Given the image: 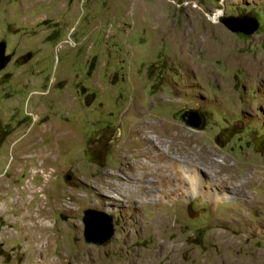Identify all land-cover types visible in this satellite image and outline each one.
<instances>
[{"label":"rangeland","instance_id":"obj_1","mask_svg":"<svg viewBox=\"0 0 264 264\" xmlns=\"http://www.w3.org/2000/svg\"><path fill=\"white\" fill-rule=\"evenodd\" d=\"M1 41L0 264L264 259V0H0Z\"/></svg>","mask_w":264,"mask_h":264},{"label":"water","instance_id":"obj_2","mask_svg":"<svg viewBox=\"0 0 264 264\" xmlns=\"http://www.w3.org/2000/svg\"><path fill=\"white\" fill-rule=\"evenodd\" d=\"M220 21L226 28L232 32H241L251 34L259 27V22L256 18L247 15L235 16H220ZM9 55H5V43L0 42V70L8 61ZM193 112L189 109L179 111L175 117L189 123L193 127H198L202 122V117H193ZM82 222L84 225L83 236L86 242H91L100 245L108 240L113 232L112 217L105 212L87 208L83 211Z\"/></svg>","mask_w":264,"mask_h":264},{"label":"bare ground","instance_id":"obj_3","mask_svg":"<svg viewBox=\"0 0 264 264\" xmlns=\"http://www.w3.org/2000/svg\"><path fill=\"white\" fill-rule=\"evenodd\" d=\"M156 11V10H155ZM156 13V12H155ZM158 14V13H157ZM156 16V15H155ZM157 18H158V16H156ZM160 17V16H159ZM165 34H167L170 38H172L173 36H174V33L171 31V30H169L168 32H167V30H166V32H165ZM202 43L200 42V40H197V41H195V43H194V46L195 47H197V46H200ZM257 67L258 66H256V64H254L253 63V66H251V69H252V71L253 70H256L257 71ZM250 69V70H251ZM153 129L156 131V133H158L159 135H161V133H162V129L160 128V127H153ZM150 147V146H149ZM153 149V148H152ZM166 154V152H162L161 153V155L160 156H167V155H165ZM159 156V155H158ZM155 157V156H154ZM164 157V159H166ZM159 158H161V157H159ZM157 159H158V157H157ZM172 159V158H171ZM154 160V159H153ZM172 161V160H171ZM170 161V162H171ZM158 162V161H157ZM160 162H161V160H160ZM175 163H176V161H174ZM162 163V162H161ZM175 163H170V166H169V170H171L174 166H175ZM178 166H179V164H178ZM155 167V166H154ZM175 167H177V166H175ZM158 168V167H157ZM174 169H172L171 171H173ZM181 170H183V169H181ZM146 171H147V169H146ZM177 173H178V171H176ZM149 173V172H148ZM190 173V172H189ZM169 174H170V172H169ZM176 174V173H175ZM191 174V173H190ZM158 175H161V179H162V177L165 175V174H162V171L161 170H159V172H157V176ZM166 175H168V174H166ZM171 175V174H170ZM179 176V175H178ZM177 176V177H178ZM196 177V176H195ZM174 178V177H173ZM159 180V179H158ZM198 180V179H197ZM198 182H199V180H198ZM170 183V182H169ZM172 183V182H171ZM195 185H196V183H195ZM196 188V187H195ZM207 196V195H206ZM219 196H216V195H214L213 197H212V199H217ZM243 261V260H242ZM242 261L240 262V263H236V264H264V259L261 257V256H259V255H257V256H253V257H251L250 259H249V261L248 262H245L244 261V263H242Z\"/></svg>","mask_w":264,"mask_h":264},{"label":"flooded vegetation","instance_id":"obj_4","mask_svg":"<svg viewBox=\"0 0 264 264\" xmlns=\"http://www.w3.org/2000/svg\"><path fill=\"white\" fill-rule=\"evenodd\" d=\"M5 55H9V59H8V61L5 63V65H4V67L2 68V69H4L5 67H6V65L9 63V61H10V59H11V54L10 53H6V44H5ZM1 69V70H2ZM0 70V71H1Z\"/></svg>","mask_w":264,"mask_h":264}]
</instances>
